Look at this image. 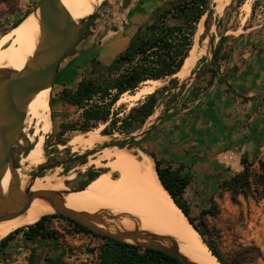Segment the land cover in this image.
<instances>
[{
  "label": "rangeland",
  "instance_id": "rangeland-1",
  "mask_svg": "<svg viewBox=\"0 0 264 264\" xmlns=\"http://www.w3.org/2000/svg\"><path fill=\"white\" fill-rule=\"evenodd\" d=\"M169 1L136 0L132 8L139 13L153 8L149 14L151 22L157 10L166 7ZM38 2L39 0H0V36L13 29H10L12 22L27 11H33ZM210 2L212 15L208 30L209 37L206 36L204 24L206 15H204L197 24L193 39V44L195 43L197 49L204 48V53L199 58L193 60L195 64L187 75H174L179 81H185V85L179 88V86L175 87L170 84V77L160 79L157 84L153 85V92L155 90L158 91V100L153 114L145 119L138 127H134L129 131L115 129L109 135L102 134L101 130L105 124H100L95 129L101 128L100 134L107 136V140H109H106L103 144H99V146L97 145V148H89L84 145L81 146V144L73 145L70 143L71 137L85 134L86 132L82 133L69 130L61 132L63 125L77 119L80 113V110L74 106L62 102L58 98V92L64 85L73 88L81 76L86 75L90 67V54L92 53L88 54V51H86L87 54L83 53L84 51L81 46L84 43H81L77 50L78 62L70 65L72 57H68L65 61L66 63H63L64 65L60 69L61 73L59 72L56 75L54 80L55 87L49 91V110L52 122L47 132L42 133V162L33 166H26V164L23 165L20 163V160L27 153L26 148L30 144L32 145L29 136L33 133V128L29 124L23 123L20 140L13 147L14 165L21 168L22 173L26 177L29 176V179L41 167L53 164V167L40 172L38 177L56 173L57 176L64 177V184L69 189H74L86 178V172L88 170H106L105 167L90 163L92 156L98 152L97 149L102 145L116 144L124 146L133 138H136L138 139V143L132 148V152L135 155H139L140 153H153L157 158V155L163 157L165 152L163 150H157L164 148L167 151V146L163 145L162 140L154 134L157 130H162L161 121L166 115L172 114L176 109L183 110L187 108L189 103L195 99L193 93L198 94L201 88L208 87L207 82L210 73L203 71L204 73L200 74V76L197 75L210 62L211 53L219 40L220 34H223L225 38L220 45L221 49L219 50V54L222 51H227L229 55L232 54V51H234L232 41L241 36H244L247 40L246 46L243 45L241 47L242 52L247 48V50H255L264 54V0L247 1L250 5L248 12L242 8L246 0L239 6L236 4V1L231 2V0H228L226 1L224 9L220 12H216L214 8L215 3L212 0ZM116 5L117 0H110L109 5H100L96 11L97 17L91 19L89 28H86L87 34L94 35L93 44L97 48L94 56L96 55L95 57L99 59L96 54L99 52L104 64H108L105 61L110 57L108 54L110 50L106 51L108 41V38H104L106 31L116 28L117 22L122 25L124 20L129 21V18L126 16L128 13L125 12L122 14L121 6H119V10L113 8ZM155 5L157 6L156 8ZM83 48L85 49V47ZM234 53L237 54L238 52ZM217 68L219 69V66ZM193 69H195L194 74L192 73ZM144 84L142 83L139 88H144ZM192 86L193 89L190 90ZM139 88L133 93L126 92L124 95H121V99L119 98L120 101H117L113 105V111L119 113V116H123L131 107L142 102L149 93L141 94L135 99L129 96L130 94L136 93ZM174 95H176L175 98H173ZM145 131L146 133L144 134ZM163 146H166V148ZM230 150L228 160L230 162L229 172L231 177L242 169L240 157L243 153L232 148ZM257 157L264 159V149L257 151L254 155L252 160L254 162V170H258ZM114 175L116 176V174ZM185 196L189 200L187 203L190 204L191 213L195 217L198 216L202 209L208 208L210 205L213 206V213L207 214L204 217L206 228L208 229L207 232L200 225L198 219L195 220V223L200 225V229L204 231L205 239L213 245L226 261L232 264H264V197L256 198L248 196L246 198L239 194L235 198H232L230 191L220 188L210 198H203L199 195L198 190L193 188L188 189ZM49 226L61 234L59 239L61 247L59 249L55 248L48 241L33 244L23 241L22 237L14 236L8 244L9 247L6 253L0 254V264H47L44 257L56 258L60 248H63L64 255L57 264H79L80 262L95 260L96 251L89 252L88 249H96L103 242L102 238L90 233L77 232L69 221L61 218L51 219ZM15 229L17 228H14L13 231ZM31 250L32 257L29 258Z\"/></svg>",
  "mask_w": 264,
  "mask_h": 264
},
{
  "label": "trees",
  "instance_id": "trees-1",
  "mask_svg": "<svg viewBox=\"0 0 264 264\" xmlns=\"http://www.w3.org/2000/svg\"><path fill=\"white\" fill-rule=\"evenodd\" d=\"M232 1H236L239 6L244 0ZM106 3L107 0H103L101 5H106ZM30 12L27 11L16 18L10 29L19 25L24 19L23 17ZM204 15H206L204 24L207 32L212 15L209 0H170L166 7L157 10L154 19L150 23L137 28L125 48L115 55L108 64L92 57L86 75L81 76L76 86L74 88L63 86L58 92V98L62 102L80 110L77 119L63 125L61 132L69 130L85 133L97 128L100 124H105L101 132L109 135L115 129L129 131L134 127H138L154 112L158 100L157 90L148 94L142 102L131 107L123 116H119V113L113 111V105L120 100L121 95L126 92L133 93L142 83L148 80H160L170 77V84L176 86L179 80L174 75L178 73L189 55L193 46L197 24ZM96 17L97 14L94 13L92 19ZM87 29L79 41L89 35L86 33ZM224 38L223 34H220L212 52L210 63L197 75L200 76L204 72H209L210 79L207 85L211 84L220 61L229 55L227 51H222L219 54L220 45ZM74 52L73 47L64 59ZM192 73H195V69L192 70ZM196 95V93H193L194 98ZM175 97L176 95L173 98ZM31 147L30 144L26 148L27 152ZM148 155L154 161L155 170L162 186L199 232L211 252L221 264H232L226 261L213 245L205 239L204 231L200 229V225H202L205 232L208 231L204 217L213 213V206L210 205L208 208L202 209L197 217L192 216L190 206L183 197L189 178L180 175L177 169H171L169 165H164L163 161L153 153H148ZM256 160L258 170H254V162L250 161L247 155L243 153L240 157L242 169L229 179L222 181L219 188L230 191L232 198L239 194L246 198L248 196L264 197V159L257 157ZM100 172L97 169L88 170L86 178L74 190L85 188ZM55 218L69 221L77 232L90 233L103 239V242L96 249H88L89 252L96 251L95 260L80 262L79 264H183L160 249L95 234L74 220L59 214L42 215L36 222L10 232L0 239V254H5L9 242L18 234H21L23 241L33 244L48 241L59 249L61 247L59 243L61 234L49 226L50 220ZM197 219L200 225L195 223ZM31 254L32 250L29 258L32 257ZM63 255L64 250L60 248L56 258L45 256L44 260L47 264H57Z\"/></svg>",
  "mask_w": 264,
  "mask_h": 264
},
{
  "label": "bare ground",
  "instance_id": "bare-ground-1",
  "mask_svg": "<svg viewBox=\"0 0 264 264\" xmlns=\"http://www.w3.org/2000/svg\"><path fill=\"white\" fill-rule=\"evenodd\" d=\"M102 1L62 0V4L77 21L93 14ZM212 1L215 3L216 12H220L228 0ZM247 1L249 0L242 5L246 12L250 9ZM39 31V18L36 10H33L19 25L0 36V77L7 75L10 71H19L24 68L34 53ZM203 53L204 48L197 49L194 43L177 73L178 76L187 75L195 64L193 60ZM158 81L144 82V88H139L136 93L129 96L135 99L141 94H150L153 92V85ZM49 90L44 89L35 94L27 105L24 123L33 128V133L29 136L32 147L20 160V163L26 166L38 165L43 159L42 133L47 132L52 122ZM100 129L75 135L71 137L70 143L89 148L99 146L107 140V136L100 134ZM98 152L92 156L90 163L105 167L106 170H101L102 172L82 190L63 194L62 198L66 207L87 213H97L104 223L96 220V225L102 229L141 231L163 237L164 239L158 242L167 246L176 245L180 253L193 263L221 264L196 228L188 222L186 216L163 188L158 179L154 161L148 154L135 155L132 149H120L117 146L105 147ZM17 172L21 190H24L28 184H30V190H68L64 184V177L57 176L56 173L37 177L30 182L29 176L26 177L21 168H18ZM9 182L10 172L7 171L0 182L3 197L8 194ZM53 212L54 210L45 200L39 197L34 198L25 212L14 218L0 221V239L12 232L14 228L32 224L42 215Z\"/></svg>",
  "mask_w": 264,
  "mask_h": 264
},
{
  "label": "crops",
  "instance_id": "crops-1",
  "mask_svg": "<svg viewBox=\"0 0 264 264\" xmlns=\"http://www.w3.org/2000/svg\"><path fill=\"white\" fill-rule=\"evenodd\" d=\"M109 1L106 5H109ZM135 1L117 0V5L113 6L118 10L121 6L122 14L128 13L129 21L124 20L122 25L117 22L116 28L106 31V51L110 50L106 63L125 48L139 25L150 22L149 14L153 8L139 13L132 8ZM93 37V34L87 35L74 46L75 52L62 60L56 75L68 57H72L70 65L78 62L77 50L81 43H84L81 46L83 53L87 54L88 51V54L92 53L91 58L96 56ZM246 44L244 36L232 41L234 51L220 61L211 84L201 88L187 108L176 109L161 121V129L169 141L188 137L184 144L176 148L163 146L167 151L164 148L157 150L165 152L163 157L157 155L164 165L177 169L180 175L189 178L183 194L186 202L189 201L185 196L188 189H197L203 198H210L221 182L229 179L231 148L246 155L250 151L255 155L264 149V54L247 48L242 52L241 47ZM96 54L103 61L100 53ZM16 237H21V234Z\"/></svg>",
  "mask_w": 264,
  "mask_h": 264
},
{
  "label": "water",
  "instance_id": "water-1",
  "mask_svg": "<svg viewBox=\"0 0 264 264\" xmlns=\"http://www.w3.org/2000/svg\"><path fill=\"white\" fill-rule=\"evenodd\" d=\"M210 1L209 5H211ZM34 10H36L39 18L40 31L33 55L22 70L10 71L7 75L0 77V182L5 173L7 171L10 172L9 189L6 197L2 196L0 189V221L22 214L29 207L32 200L39 197L52 207L54 212L51 214L66 216L95 234L160 249L183 264H196L180 253L176 245L167 246L158 242L164 239L163 237L141 231L124 229L109 231L100 228L96 225V220L101 223H104V221L97 213L77 211L65 206L62 195L68 192H75L76 190L74 189L68 188V190L64 191L49 189L30 190V184L24 190L20 189L18 167L14 165L13 161V146L20 140L28 102L38 92L44 89H52L60 63L79 41L92 16L97 11L88 17L76 21L64 8L62 0H39ZM209 26L206 32L207 37H209ZM185 83V81H178L175 87L179 86L181 88ZM154 135L170 148H176L184 144L188 139V137H184L171 142L162 130H157ZM137 143L138 139L133 138L127 145L106 144L100 146L98 151L111 146L131 150ZM247 156L250 161L254 158V154L251 151ZM51 167H53V164L41 167L29 178V181H34L40 172Z\"/></svg>",
  "mask_w": 264,
  "mask_h": 264
},
{
  "label": "flooded vegetation",
  "instance_id": "flooded-vegetation-1",
  "mask_svg": "<svg viewBox=\"0 0 264 264\" xmlns=\"http://www.w3.org/2000/svg\"><path fill=\"white\" fill-rule=\"evenodd\" d=\"M89 25V24H88ZM14 147V146H13Z\"/></svg>",
  "mask_w": 264,
  "mask_h": 264
}]
</instances>
